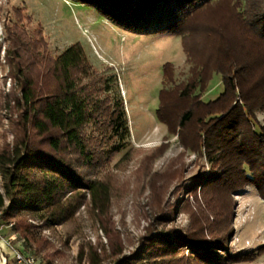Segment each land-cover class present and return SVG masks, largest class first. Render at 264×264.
Here are the masks:
<instances>
[{
    "label": "trees",
    "instance_id": "obj_1",
    "mask_svg": "<svg viewBox=\"0 0 264 264\" xmlns=\"http://www.w3.org/2000/svg\"><path fill=\"white\" fill-rule=\"evenodd\" d=\"M72 1L90 4L122 30L179 37L187 77L177 82L175 67L162 66L155 116L167 136L133 150L137 167L120 179L109 166L129 132L116 79L95 69L78 43L51 55L41 27L29 31L31 18L12 8L1 66L11 139L0 144V227L13 223L25 248L47 251V264L53 247L35 229L64 227L69 239L82 234L83 216L107 241L80 246L78 261L86 264H255L264 245L232 253L230 240L235 196L252 187L264 203L257 118L264 113V0ZM214 75L222 92L205 102ZM168 137L181 151L154 170ZM187 152L209 165L208 174L187 180ZM127 195L137 223L146 221L135 240L114 221L113 208ZM179 215L187 219L183 228Z\"/></svg>",
    "mask_w": 264,
    "mask_h": 264
},
{
    "label": "rangeland",
    "instance_id": "obj_2",
    "mask_svg": "<svg viewBox=\"0 0 264 264\" xmlns=\"http://www.w3.org/2000/svg\"><path fill=\"white\" fill-rule=\"evenodd\" d=\"M12 8L24 9L25 14L31 18L29 31L36 26L41 27L51 55L57 56L78 43L95 69L106 77L116 79V91L124 102L129 137L124 148L111 161L109 169L117 173L120 179L128 178L140 159L133 150H149L159 146L167 136L166 128L159 123L155 112L161 89L162 66L171 63L175 67L177 82L187 77L189 66L185 62L179 37L169 34H134L122 30L90 4L72 0H0V144L11 139L7 113L1 108L10 85L9 80H5L1 66H4L6 47L4 24L13 20ZM221 92V77L214 75L202 99L205 102L213 100ZM257 118L264 126V113H259ZM168 138V150L154 163V170H160L181 151L177 138ZM184 163L187 167V180L195 174L209 172V165L204 160L198 162L191 153H186ZM235 200L237 205L230 250L232 253L244 254L255 252L264 245V203L252 187L238 193ZM190 201L195 206L192 198ZM141 202H145V199L142 198ZM136 212L131 195L123 199L119 208H113L118 228L134 240L143 234L146 227L143 219L137 223ZM80 215H83L82 212ZM178 219L181 228L185 227L186 217L179 215ZM82 222V234L69 239L64 227L58 226L54 230L35 229L37 237L46 239L53 247L50 252L54 250V255L49 264H86L78 261L80 246L97 245L98 242L107 245L103 233L92 226L87 216L82 217ZM29 253L36 256L39 264H47L44 259L46 250L36 251L33 248ZM187 254L188 251L185 252ZM255 264H264V254L259 256Z\"/></svg>",
    "mask_w": 264,
    "mask_h": 264
},
{
    "label": "crops",
    "instance_id": "obj_3",
    "mask_svg": "<svg viewBox=\"0 0 264 264\" xmlns=\"http://www.w3.org/2000/svg\"><path fill=\"white\" fill-rule=\"evenodd\" d=\"M15 237L17 240L12 243V248L18 250L24 254H28L29 250L25 248L24 240L19 238L16 233H13L12 230L6 227H0V264H17L13 260V251L10 249L6 241L9 237Z\"/></svg>",
    "mask_w": 264,
    "mask_h": 264
},
{
    "label": "built area",
    "instance_id": "obj_4",
    "mask_svg": "<svg viewBox=\"0 0 264 264\" xmlns=\"http://www.w3.org/2000/svg\"><path fill=\"white\" fill-rule=\"evenodd\" d=\"M0 215H1V210H0ZM14 224L11 223L8 225V227L12 230ZM17 240L16 236L14 237H9L8 240L6 241L7 246L12 249L13 251V260L17 264H39L38 259L36 258L35 255L28 253L24 254L18 250H15L12 248V243Z\"/></svg>",
    "mask_w": 264,
    "mask_h": 264
}]
</instances>
